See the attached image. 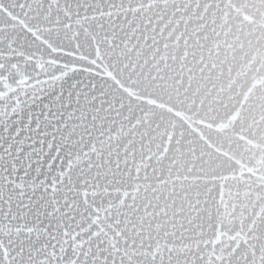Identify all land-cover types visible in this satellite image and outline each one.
<instances>
[{
  "label": "snow or ice",
  "instance_id": "6c2138e0",
  "mask_svg": "<svg viewBox=\"0 0 264 264\" xmlns=\"http://www.w3.org/2000/svg\"><path fill=\"white\" fill-rule=\"evenodd\" d=\"M0 264H264V0H0Z\"/></svg>",
  "mask_w": 264,
  "mask_h": 264
}]
</instances>
